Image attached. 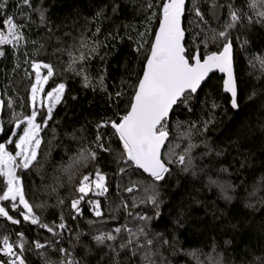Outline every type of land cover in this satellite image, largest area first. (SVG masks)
<instances>
[{"label":"trees","instance_id":"16d2710c","mask_svg":"<svg viewBox=\"0 0 264 264\" xmlns=\"http://www.w3.org/2000/svg\"><path fill=\"white\" fill-rule=\"evenodd\" d=\"M162 3L163 0H32L34 8L46 10L45 22L41 23L39 14L23 6V0H8V7L0 16V31L6 34L4 20L11 16L15 23L24 25L25 40L18 46H0L4 53L0 56V92L5 102L0 113V143L10 138L15 141L25 126L22 124L19 134L13 137V111L21 118L32 111V61L53 66L48 91L59 83L66 85L62 102L56 105L52 119L40 132L39 163L19 171L26 198L41 222L58 225L63 217L66 229L56 228L60 235L54 236L24 221L15 211L9 213L21 221L19 224L0 217V237L8 235L10 241H16L17 234L23 233L25 247L29 249L25 252L27 264H60L61 247L72 252L80 264H142L139 253L133 256L130 248H120L127 238L126 232L122 231L116 241L104 244L93 239L116 227H136L140 222L128 212L151 218L147 222L148 236L155 239L166 264H197V258L208 264L209 257L221 259L222 264H264V68L260 65L264 58V23L255 22L258 17L248 7L249 0H198L207 23L191 12H186L184 18L189 51L195 33H200L195 44L202 56L221 51L224 43L232 42L239 112L231 108L230 98L223 94V78L213 76L197 95H186L167 121L169 141L164 152L173 141L178 143L177 153L183 152L189 140L182 134L190 132L191 143L197 145L192 151L196 174L192 170L182 171L177 164L170 165L171 173L158 182V208L151 204L133 208L127 192L119 196L117 191V185L122 186L121 178L127 177L119 172L127 167L120 156L122 145L110 126H97L118 121L129 109L133 86L142 75L150 42L159 26ZM191 6L190 2L186 5L189 9ZM230 10H239L242 17L247 14L254 22L249 24L243 18L235 27L227 28ZM97 12L102 14L97 17ZM153 12L157 18L149 24L148 17ZM25 14L31 19L26 20ZM193 20L200 27L194 26ZM146 29L148 34L141 37ZM213 29L226 31L227 39L209 42L205 48L201 39ZM82 36L90 46L92 41L98 45L90 59L76 65L85 68L91 81L87 87L83 76L69 68L68 52L80 55ZM117 92L122 95L117 97ZM9 100L14 101L11 108L7 107ZM38 120L42 123L39 115ZM98 134L101 143L111 147L112 152L97 149ZM7 147L14 153V143ZM81 148L96 150L97 159L70 179L63 167ZM97 168L106 175L109 192L106 196L85 198L80 204L82 214L77 215L71 208V201L80 195L75 188L82 175L94 174ZM133 171L140 179L151 182L139 169ZM209 178L217 183H210ZM217 184L223 185L224 191ZM89 199L100 200L101 217L94 215ZM122 199L128 203L127 210L120 207ZM164 240L168 243L163 244ZM35 241L51 242L53 247L37 250ZM193 252L196 258L191 255Z\"/></svg>","mask_w":264,"mask_h":264},{"label":"snow or ice","instance_id":"6c2138e0","mask_svg":"<svg viewBox=\"0 0 264 264\" xmlns=\"http://www.w3.org/2000/svg\"><path fill=\"white\" fill-rule=\"evenodd\" d=\"M189 2L192 5L190 9L186 7ZM23 6H28L32 11L37 12L41 23L45 22V9L42 7L34 8L32 0H23ZM7 7L8 0H0V16L4 15ZM148 7L151 8L152 4L149 3ZM228 7L231 9L232 6L229 5ZM248 7L258 17L255 22L264 23V0H249ZM186 12L193 13L199 21L207 23L198 5V0H163L158 18L159 26L154 33V39L150 42V50L145 60L142 75L133 86L134 93L129 109L125 114L119 116L118 121L111 120L97 126L98 128L110 126L113 135L117 137L122 145L120 156L127 168H120L121 175L125 174L128 168L134 167L143 170L151 178V183L143 188L144 197H132L133 208L138 207L140 204H151L154 207H159V193L156 191V184L171 173V164H177L182 171L192 170L193 175L196 174L192 151L197 145L191 143L190 132L182 134L187 136L189 140L183 152L177 154L174 146L170 144L167 152L162 151L169 140L167 121L174 105L182 102V99H186V95L196 93L209 73L218 70L226 75L223 81V89L226 93L231 94V106L234 109L238 108L237 82L233 72L232 43L230 41L226 42L223 44L221 51H213L202 56L200 47L195 44V40L200 36V33H195L193 35L192 50L189 51L186 47L187 29L183 26ZM101 14L102 12H97L96 15L99 17ZM229 15L231 22L226 25L227 28L235 27L243 18H246L249 24L254 22L252 17L247 14L242 17L239 10H230ZM156 18V13L153 12L148 17L149 24L151 20ZM25 19L30 20L31 16L25 14ZM4 23L7 26V34L0 31V46L8 44L18 46L21 41L25 40L22 31L24 25L15 23L14 18L11 16L7 17ZM192 24L200 27L196 20H193ZM96 31L99 32V28ZM147 34L148 29L140 35L144 37ZM217 39H227L226 31L217 32L214 29L206 31L204 38L201 39V44L206 48L209 42H215ZM140 47H143V43L140 44ZM80 48L81 51L78 56H74L71 51L68 52L70 57L69 68L75 71L77 75L83 76L87 87L91 84V81L86 74V70L83 66L77 68L76 65L90 59L92 54L97 51L98 45L95 41H92L90 46L82 36ZM83 49H87V51L85 52ZM2 55L4 53L0 51V56ZM260 65L264 68V58L260 59ZM30 66L35 73L34 82L30 85L32 111L28 115H23L22 118L13 111L12 120L15 122V127L20 128L21 124L26 125L22 129L23 134L19 135L15 141L10 138L4 143H0V178L3 180L0 202H10V208L7 205L0 206V217L5 218L12 224H19L21 221L9 214L10 211H15L24 221L38 225L56 236L60 235L56 232V228L66 229L63 217H61V222L58 225L41 222L40 217L34 211L33 204L26 198L23 180L19 175V171L28 170L39 163V149L42 143L40 132L52 119L56 105L62 102L66 85L65 83H59L45 93V85L54 76L53 66L49 63L37 61H32ZM41 69L47 70L46 75L42 74ZM100 83L103 85V76L100 77ZM116 95L119 97L122 93L117 92ZM38 102L41 108L46 104V113L37 110ZM13 103L14 101L9 100L7 107L11 108ZM213 106L215 107V105ZM3 107H5V102L0 100V109H3ZM38 115L42 123L37 122ZM205 127H207V124ZM0 131H3L2 125H0ZM12 135H16V133ZM101 139L98 134L96 137L97 149L112 152L111 147L106 148L101 143ZM13 143L14 153L7 147V145ZM97 155V151L91 148L78 149L77 153L70 158V163L63 167L64 173L72 179L80 174L81 168L87 167L90 162L95 161ZM165 156L167 159H165ZM222 171L226 170L222 169ZM209 181L213 184L217 183L211 178H209ZM217 186L224 191L223 185L217 184ZM139 190L140 185L136 181H130L129 186L123 189L127 193ZM75 191L80 195L71 201V208L75 210L77 215H81L80 204L89 196V193L94 196H106L109 192L107 177L97 168L94 174L81 176ZM117 191H120L119 184L117 185ZM225 198L231 199L227 195H225ZM60 203L62 204L63 200ZM88 203L92 206V211L96 217L99 218L103 215L100 200L89 199ZM35 207H40V205ZM120 207L127 210V201L122 199ZM128 215L133 216L134 220L140 223L134 228H129L127 225L116 227L111 232H102L95 235L93 239L97 244L116 241L119 234L124 231L127 233V238L120 243L121 249L130 248L133 256L139 253L142 264H166L155 239L148 236L147 222L151 218L132 212H128ZM157 215H159V212H157ZM73 219H75V216ZM17 237L16 241H10L8 235L3 236L2 241H0V254L7 257V260H0V264H27L25 252L29 249L25 247L26 242L23 233H18ZM77 240H79V234H77ZM167 243V240L163 241V244ZM34 247L41 250L45 247H53V245L51 242L43 244L35 241ZM108 247L115 251L113 245L109 244ZM59 252L62 256L60 264H80V261L68 249L61 247ZM41 255H44V253H41ZM191 255L196 258V253L193 252ZM46 264H50V262L46 261ZM197 264H203V262L197 258ZM209 264H222V260L209 257Z\"/></svg>","mask_w":264,"mask_h":264},{"label":"rangeland","instance_id":"374dc122","mask_svg":"<svg viewBox=\"0 0 264 264\" xmlns=\"http://www.w3.org/2000/svg\"><path fill=\"white\" fill-rule=\"evenodd\" d=\"M6 30H7V26H6ZM6 34H7V32H6ZM8 45H10V44H8ZM6 46V45H5ZM41 72H42V74H44V75H46V72H45V69H41ZM48 85V84H47ZM47 85H45V93L48 91L47 90ZM0 100H1V92H0ZM37 109L38 110H41L42 112H45L46 113V104H45V106L43 107V108H41L40 107V104H39V102H38V104H37ZM1 111H2V109H0V113H1ZM37 122H39L40 123V121L38 120V118H37ZM21 126H22V124H21ZM21 126H20V128H21ZM26 126V125H25ZM24 126V127H25ZM20 128H16L15 127V129H14V133H16V135H13V137L14 136H17L18 134H19V130H20ZM23 133L21 132L19 135H22ZM19 135L17 136V139H18V137H19ZM168 144V143H167ZM171 145L172 146H174V150H175V152L177 153V147H178V143L177 142H175V141H173L172 143H171ZM178 154V153H177ZM166 159H167V157H166ZM172 166L173 165H175V164H171ZM127 168V167H126ZM135 168L134 167H132V168H128L127 169V172L125 173L126 174V176L127 177H122L121 178V182H120V184L122 183V186L120 185V191L118 192L119 193V196L120 195H123L125 192L123 191V189L125 188V187H127V186H129V183H130V181H136V182H138L139 183V185H140V190L139 191H136V192H133V193H127V200H129V199H131V201H132V197L133 196H137V197H144V195H145V193L143 192V188L144 187H146V186H148L151 182H146V181H144V180H142V179H140V177H138V176H136L135 174H134V170ZM123 176H124V174H123ZM1 188V187H0ZM2 189H3V187L0 189V194H2ZM156 191L159 193V195H160V186H159V184L157 183L156 184ZM158 195V196H159ZM90 196H92V197H100V196H94L93 194H91V193H89V196L88 197H90ZM87 198V197H86ZM5 203V204H4ZM10 205V203L9 202H0V206H5V205ZM8 205V206H9ZM22 207V206H21ZM10 214V213H9ZM11 215V214H10ZM151 221V220H150ZM212 259H214L213 257H212ZM208 262V264H209V260L207 261Z\"/></svg>","mask_w":264,"mask_h":264},{"label":"water","instance_id":"95a60500","mask_svg":"<svg viewBox=\"0 0 264 264\" xmlns=\"http://www.w3.org/2000/svg\"><path fill=\"white\" fill-rule=\"evenodd\" d=\"M185 15H186V13H185ZM183 26H184V21H183ZM186 39H187V34H186ZM230 42H231V41H230ZM231 43H232V42H231ZM232 56H233V72H234V76H235V78H236V82H237L236 66H235V50H234L233 45H232ZM216 75H219L220 77H222V78H223V81H224V79L226 78V75H225L224 73H221V72H219L218 70H214L213 72L209 73V75H208V77H206L205 81L202 82L201 87L197 90V92H196V93H192V94H193V95H197V94L202 90V88H203V87H204V86L210 81V79H211L213 76H216ZM223 94H224V96L230 98V101H231V94H230V93H226V92L224 91V89H223ZM238 98H239V92H238V83H237V102H238ZM178 104H179V102H178L176 105L173 106V109L171 110V112H170V114H169L168 121L170 120V118H171V116H172V114H173L175 108L178 106ZM230 106H231V102H230ZM231 108H232L235 112H239V110H240L239 105H238V108H235V109H234L232 106H231ZM168 141H169V140H168ZM168 141L166 142L165 148H166V146H167ZM165 148H164L162 151H164ZM139 170H140V169H139ZM140 171H141L146 177L150 178V177L148 176L147 173H144V172H143V170H140Z\"/></svg>","mask_w":264,"mask_h":264},{"label":"built area","instance_id":"2783aa9c","mask_svg":"<svg viewBox=\"0 0 264 264\" xmlns=\"http://www.w3.org/2000/svg\"><path fill=\"white\" fill-rule=\"evenodd\" d=\"M2 237H0V241H2ZM0 260H7V257L3 256L2 254H0Z\"/></svg>","mask_w":264,"mask_h":264}]
</instances>
